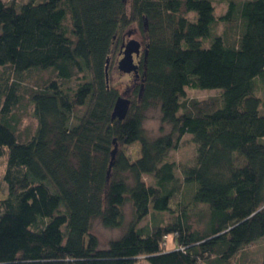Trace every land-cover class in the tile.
<instances>
[{
    "label": "trees",
    "instance_id": "trees-1",
    "mask_svg": "<svg viewBox=\"0 0 264 264\" xmlns=\"http://www.w3.org/2000/svg\"><path fill=\"white\" fill-rule=\"evenodd\" d=\"M220 1L216 16L215 0H0V264H234L264 241V0ZM132 26L140 83L112 119L120 95L106 62ZM33 71L50 76L25 88ZM24 98L35 123L20 136ZM151 109L155 137L143 127ZM186 133L195 152L179 182L169 153ZM181 183L192 185L185 195ZM126 204L132 219L100 248L93 221L122 227ZM152 214L168 218L141 224Z\"/></svg>",
    "mask_w": 264,
    "mask_h": 264
},
{
    "label": "rangeland",
    "instance_id": "rangeland-1",
    "mask_svg": "<svg viewBox=\"0 0 264 264\" xmlns=\"http://www.w3.org/2000/svg\"><path fill=\"white\" fill-rule=\"evenodd\" d=\"M8 1V0H5ZM239 1V0H235ZM16 3H24L26 0H15ZM227 5L226 2H221L220 0H215V15L219 16L226 12ZM224 26L223 23H218L215 26V33L221 34L223 32ZM233 29V28H232ZM233 31H228V34H232ZM135 39L140 43V50L143 51L144 43L142 42V36L140 31L135 27L132 26L128 28L125 34L122 36V44L120 43L116 46L114 52L109 58L108 68H109V80L110 84L117 89L118 94L122 97H126L128 100L134 99V94L137 86L140 83V78H135L132 74H124L121 73L117 69V62L121 58V51L124 44L130 40ZM122 47V48H121ZM141 59V58H140ZM139 59V60H140ZM134 64H137L136 58L133 56ZM140 73V72H139ZM50 76V71H43V72H31L26 77V81L24 82V87L29 88L33 87L36 83H41V81L45 80ZM140 77V76H139ZM218 95V92L215 90H193V89H186L185 90V98L187 99H195V100H206L211 97H215ZM257 95L262 96L261 92H258ZM23 106V107H22ZM21 109L17 110L18 115L22 117L21 124L19 126V135L24 136V132L28 128H33L34 126V119L32 117V107L28 104L27 98H24L23 103L21 104ZM261 114H264V98L262 97V107L260 110ZM159 111L157 109H151L147 112L146 119L143 123L144 130L146 134L150 137H155L160 134L159 126ZM165 133L169 131L168 126H164ZM138 144L134 143L127 147V154L130 155L132 158H136L138 156ZM195 152V145L191 140V135L186 133L183 135L179 146L177 149L170 151L169 159L174 161L177 165L175 169V176L178 177L179 182H181V173L180 167L189 164L193 160ZM5 157H0V201L4 198L6 194V187L2 181V175L4 171L5 165ZM190 183H181L180 188L182 190V194H187V188L191 187ZM152 216H155L157 219L162 221H166L168 216L167 214H152L147 216L143 222L151 221ZM191 221L195 228H203L205 222L207 220V216L205 214V209L202 206L196 207V214L191 216ZM132 219V209L129 204L124 206V225L117 229H107L101 225L98 220L93 221L90 234L95 236L98 241V246L100 248H106L110 241L119 238L126 228V225ZM87 239V238H86ZM264 241H257L254 244H251L244 248L240 253L237 254L236 258L234 259V264H259L261 260V246L263 247ZM175 245L172 237H167L166 239V248L170 249L173 248ZM138 264H145L143 258L139 259Z\"/></svg>",
    "mask_w": 264,
    "mask_h": 264
},
{
    "label": "water",
    "instance_id": "water-1",
    "mask_svg": "<svg viewBox=\"0 0 264 264\" xmlns=\"http://www.w3.org/2000/svg\"><path fill=\"white\" fill-rule=\"evenodd\" d=\"M140 43L137 40L130 39L128 40L121 51V58L117 62V69L124 74H135L138 73V64H134L133 62V56H138L140 54ZM146 56V52H144V58ZM109 61L106 62V81L108 82V74H107V68H108ZM130 104V100H128L126 97L119 96L114 104L111 118L112 119H118L122 120L124 119L128 107ZM115 154V149L112 152V156Z\"/></svg>",
    "mask_w": 264,
    "mask_h": 264
},
{
    "label": "flooded vegetation",
    "instance_id": "flooded-vegetation-1",
    "mask_svg": "<svg viewBox=\"0 0 264 264\" xmlns=\"http://www.w3.org/2000/svg\"><path fill=\"white\" fill-rule=\"evenodd\" d=\"M141 56H142V51H140V54L138 56H135L134 55V57L136 58V62H137L138 65L140 63V60L139 59L141 58ZM133 76H135V78H139V76H140L139 71H138L137 75L133 74Z\"/></svg>",
    "mask_w": 264,
    "mask_h": 264
},
{
    "label": "bare ground",
    "instance_id": "bare-ground-1",
    "mask_svg": "<svg viewBox=\"0 0 264 264\" xmlns=\"http://www.w3.org/2000/svg\"><path fill=\"white\" fill-rule=\"evenodd\" d=\"M135 40V39H134Z\"/></svg>",
    "mask_w": 264,
    "mask_h": 264
}]
</instances>
